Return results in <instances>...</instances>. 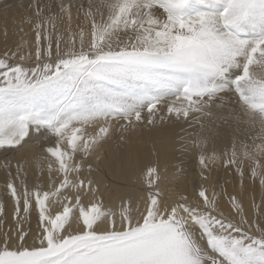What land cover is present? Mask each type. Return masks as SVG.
<instances>
[{
    "label": "snow or ice",
    "instance_id": "snow-or-ice-1",
    "mask_svg": "<svg viewBox=\"0 0 264 264\" xmlns=\"http://www.w3.org/2000/svg\"><path fill=\"white\" fill-rule=\"evenodd\" d=\"M53 7L31 0L19 39L3 32L0 264H264V194L246 203L209 183L219 165L264 190V74L252 70L264 67V0ZM183 124L180 150L200 168L190 191L162 186L155 147L125 151ZM242 124L258 129L251 143ZM220 128L232 137L218 152ZM113 140L133 173L124 194L105 183Z\"/></svg>",
    "mask_w": 264,
    "mask_h": 264
},
{
    "label": "bare ground",
    "instance_id": "bare-ground-1",
    "mask_svg": "<svg viewBox=\"0 0 264 264\" xmlns=\"http://www.w3.org/2000/svg\"><path fill=\"white\" fill-rule=\"evenodd\" d=\"M30 3L31 0H0V51H3L5 47L3 38V32L5 30L9 33V45L19 39V36L13 35V32L18 26H21V21L27 16L29 11L28 5ZM52 3L54 5L53 11H56V0H52ZM75 23L76 21L74 19L73 25H75ZM23 27L27 29V25H23ZM252 70L256 72L255 68ZM257 73L264 74V71L259 69L257 70ZM181 127L187 128V125L183 124L167 127L163 131L154 134L151 138L146 135L143 138V142L140 138H134L132 144L125 146V151L133 152L134 154L138 153L142 159H146L148 158V154L153 151V148L155 147L160 151L161 168L163 169L166 165L168 169L167 173L163 174L165 176V180L162 182V186L171 188L175 185H179V187L183 189L185 184H187L190 191L192 183L194 181L199 182L200 168L194 153L183 152L180 150L181 146L178 143V136L180 134ZM241 128L243 131L239 134V138L247 143H251V137L258 129H251L244 124L241 125ZM219 133L220 134L217 137L215 147L218 152H221L226 147H230L232 131L227 128H220ZM116 145L117 142L113 140L110 141L107 146L112 149L111 155L113 158H116V163L113 168L105 169L108 172L105 183H108L109 181L114 182L113 190L116 191L117 194H124L123 190H120L119 186L122 184L131 185L134 183L133 173H122L118 159L119 153ZM0 155L3 154L0 153ZM11 155V153H8V158H11ZM109 162L110 161H106L105 163L107 164ZM179 168H182L185 171L187 180H185L182 176L174 175ZM209 183H218L222 187H225L229 193L241 194L246 203L251 200L253 195H255L257 203H259L261 195L264 194V190L261 189L258 183L251 184L250 182H245L242 189L239 178L233 177L231 173H226L222 167H219V165H217L216 170L212 172V180ZM3 184L4 173L0 170V193L3 192ZM127 194L135 197L145 195V193L141 191H132L130 189L127 191Z\"/></svg>",
    "mask_w": 264,
    "mask_h": 264
},
{
    "label": "rangeland",
    "instance_id": "rangeland-1",
    "mask_svg": "<svg viewBox=\"0 0 264 264\" xmlns=\"http://www.w3.org/2000/svg\"><path fill=\"white\" fill-rule=\"evenodd\" d=\"M255 69H256V73H257V70H261L262 69V71H264V67H254ZM259 72V71H258ZM245 182H250L251 184H252V182L249 180V179H247V177H246V180H245Z\"/></svg>",
    "mask_w": 264,
    "mask_h": 264
}]
</instances>
